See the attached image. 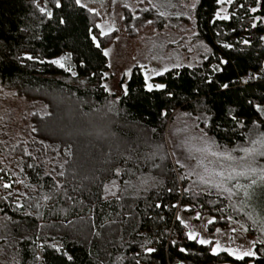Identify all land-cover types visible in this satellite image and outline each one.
<instances>
[{
    "label": "trees",
    "instance_id": "obj_1",
    "mask_svg": "<svg viewBox=\"0 0 264 264\" xmlns=\"http://www.w3.org/2000/svg\"><path fill=\"white\" fill-rule=\"evenodd\" d=\"M219 6L196 0L192 9L194 37L208 47L197 63L151 77L164 85L151 91L133 65L116 96L104 85L103 52L116 31L101 34L95 12L76 0H0V83L44 105L29 113L24 138L0 140V264H264V241L243 259L213 254L177 219L184 198L229 207L224 197L187 194L177 178L164 137L174 112L219 146L264 133V0H233L228 20L216 18ZM121 12L130 37L167 17L154 7ZM58 59L64 68L51 63ZM226 223L216 216L206 229Z\"/></svg>",
    "mask_w": 264,
    "mask_h": 264
},
{
    "label": "rangeland",
    "instance_id": "obj_2",
    "mask_svg": "<svg viewBox=\"0 0 264 264\" xmlns=\"http://www.w3.org/2000/svg\"><path fill=\"white\" fill-rule=\"evenodd\" d=\"M195 2L196 0H81L80 5H84L98 16L96 25L101 34L116 31L113 41L103 50L104 54L108 53L105 55L108 71L104 82L108 92L116 96L123 92L133 65L142 68L145 88L148 89L149 84L156 88V85L161 84H152L151 77L172 66L195 64L205 55L208 47L194 37L192 9ZM227 4L219 6L218 12L222 15L227 14ZM122 7H127L132 16L138 15L143 8L154 7L159 14L163 13L167 17L161 21L159 28L152 22L149 23V20L135 26L134 35L130 37L126 35L121 22ZM135 9L137 10L134 11ZM222 9L224 11H221ZM41 108L44 110V105L28 101L0 83V140H3L4 136L9 138L10 142L19 137L24 138L29 126V113ZM259 133L261 132L253 130L246 144L224 147L195 127L192 119L183 112H174L172 119L168 120L164 133L166 147L177 178L185 179L187 183L186 193L194 195L205 192L224 197L232 210L230 216L228 208L225 212L218 204L210 207L200 198L193 203L184 198L178 203V214L188 225V232L198 233V239L211 240L212 247L219 242L221 248H231L242 253L250 250V244L254 240L264 241V156L259 154L264 152V146L251 143L252 140L261 138ZM82 145L85 146L86 143L81 144V149ZM242 147L256 148L257 152L242 161L240 158L245 156V153L240 151ZM206 148L209 151H204ZM211 152L231 153L236 159L227 161L222 157L212 156ZM249 163L256 168L255 173L225 181L226 187L233 188L234 194L231 196L199 180V175L209 178L202 164L206 165L210 172L223 170L227 174L232 168L244 171ZM212 179L215 183L220 182L219 177L213 176ZM21 180L19 175L15 177V183ZM236 184L241 187L236 189ZM216 216L226 219L227 223L225 227L214 228L212 232H208L207 221H214ZM248 226L253 229L254 234L249 232ZM1 229L0 223V233ZM216 229H220V232Z\"/></svg>",
    "mask_w": 264,
    "mask_h": 264
},
{
    "label": "snow or ice",
    "instance_id": "obj_3",
    "mask_svg": "<svg viewBox=\"0 0 264 264\" xmlns=\"http://www.w3.org/2000/svg\"><path fill=\"white\" fill-rule=\"evenodd\" d=\"M141 2H143V0H141ZM233 2V0H217V3L219 4H224V3H229L231 4ZM77 4L81 3V0H76ZM57 6H59V3H57ZM82 7L84 5H81ZM194 6V5H193ZM41 12L44 11L43 8L40 9ZM221 11H224L223 9ZM252 11H256V9H252ZM48 15L50 16L51 13H48ZM161 15H163V13H161ZM216 18L218 20H228L229 16L227 14H221V12H217L216 13ZM149 23H151V21H149ZM255 27V25H253ZM102 34H106V33H102ZM96 37H93V40H95ZM245 43H247V41H245ZM100 45L97 44V47H99ZM225 47H230V45H225ZM108 53L105 52V55H107ZM28 59H32V57H28ZM51 63L59 65V67L64 68L65 65L62 62V60H53ZM221 63H226V61H221ZM216 70H219V66H217ZM73 75H75V73H73ZM157 75H160V73H157ZM164 85H156V88H163ZM224 88H227L228 85L225 84L223 85ZM153 88V85L149 84L148 85V89L151 91ZM259 108V106H258ZM260 111H264V109H259ZM259 137H261L260 139H255L252 140L251 143L252 144H260L261 146H264V133H259L258 134ZM204 151H209V149H204ZM240 151L245 153L244 157H241L240 160L242 161H246L249 157L254 156V154L257 152L256 148H248V147H242L240 149ZM261 156H264V152H260L259 153ZM212 156H216V157H222L224 160L227 161H234L236 158L233 157L231 155V153H217V152H211ZM204 168V172L209 174V178H205L204 175H199V180L201 183L206 184V185H210L211 187L218 189V190H222L226 193L229 194V196L233 195V188L232 187H226L225 186V181L228 180H234L236 177L239 176H247L250 173H255L256 172V168L252 167L251 164L249 163L246 167V170L244 171H237L235 168H232V170L230 172H228L227 174L225 173V171L221 170V171H213L210 172L209 168L206 165H203ZM181 167H183V165H181ZM0 171H2V169H0ZM117 174H119V170H117ZM61 175H63V173H61ZM219 177L220 178V182L219 183H215L212 179V177ZM262 179H264V177H262ZM253 183H255V181L253 180ZM3 187L5 188H10L11 185L10 184H4ZM234 187L236 189H239L241 187V185L236 184L234 185ZM187 191V189L185 190ZM115 194V193H113ZM160 205H157V207H159ZM197 218H199V214H197ZM178 220H180V222L182 224H185V227H188V225L184 222V220L180 219V217H177ZM214 223L213 220L209 219L207 221V224H212ZM206 227V225H205ZM217 232H220V229H216ZM233 231H235V229H233ZM188 239L189 240H197L198 243L200 244H211L212 241L208 240V239H198V233L194 232V231H190L187 233ZM147 251L149 253L154 252L155 249L153 248H148ZM181 252L185 251L183 248L180 249ZM218 251H226L228 252L230 255H235L237 259H243L244 257H248V256H254L255 253L252 251H243L242 253L238 252L235 249H231V248H221V245L219 242L216 243V245L213 247L212 252L213 254H216Z\"/></svg>",
    "mask_w": 264,
    "mask_h": 264
},
{
    "label": "bare ground",
    "instance_id": "obj_4",
    "mask_svg": "<svg viewBox=\"0 0 264 264\" xmlns=\"http://www.w3.org/2000/svg\"><path fill=\"white\" fill-rule=\"evenodd\" d=\"M33 202V201H32Z\"/></svg>",
    "mask_w": 264,
    "mask_h": 264
}]
</instances>
